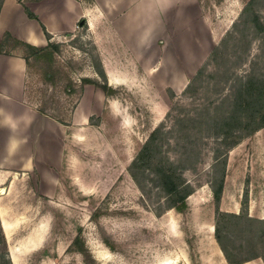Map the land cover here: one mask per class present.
Listing matches in <instances>:
<instances>
[{
	"label": "rangeland",
	"instance_id": "1",
	"mask_svg": "<svg viewBox=\"0 0 264 264\" xmlns=\"http://www.w3.org/2000/svg\"><path fill=\"white\" fill-rule=\"evenodd\" d=\"M247 1L191 0L188 9L161 10L150 28L153 44L138 58L114 60L129 81L105 93L119 99V113L108 101L97 104L86 126L71 124L83 78L109 85L99 75L101 59L91 34L85 29L67 34L41 51L3 36L0 52L29 57L26 100L71 126L60 162L18 174L9 193L0 196L13 264H229L215 237L217 222L233 259L264 264V224L257 222L264 219V140L252 134L243 139L250 140L246 145L232 152L242 140L216 159V149L222 153L226 143L214 132H192L188 122L180 124L200 103L229 91L223 77L216 90L209 74L221 77L233 65L229 74L243 75L259 53L261 37L247 51L246 43L240 51L221 46L219 66L212 56ZM200 69L202 75L188 87ZM93 70L97 75L89 77ZM159 127L166 136L155 159L161 157L165 169L169 160L190 167L183 177L193 192L184 211L168 209L172 196L150 174L140 187L130 173L133 159ZM194 133L199 155L189 159L182 145ZM222 182L217 202L213 188Z\"/></svg>",
	"mask_w": 264,
	"mask_h": 264
},
{
	"label": "crops",
	"instance_id": "2",
	"mask_svg": "<svg viewBox=\"0 0 264 264\" xmlns=\"http://www.w3.org/2000/svg\"><path fill=\"white\" fill-rule=\"evenodd\" d=\"M191 5V0H4L0 9V41L9 34L32 46L45 47L85 29L98 48L109 85H128L125 73L114 60L138 58L144 46L153 44L150 28L157 25L161 10L188 9ZM25 6L37 19L27 15ZM27 72L23 55L0 52V191L7 186L6 192H0L1 197L9 193L18 174H31L47 162H60L65 135L71 129L26 100ZM96 75L93 70L89 77ZM107 101L118 114L119 99L107 97L93 84H85L71 124L86 126L95 113L92 108ZM253 137L258 142L264 140V128ZM249 141L243 140L232 152ZM1 214L2 210L0 219L4 226Z\"/></svg>",
	"mask_w": 264,
	"mask_h": 264
},
{
	"label": "trees",
	"instance_id": "3",
	"mask_svg": "<svg viewBox=\"0 0 264 264\" xmlns=\"http://www.w3.org/2000/svg\"><path fill=\"white\" fill-rule=\"evenodd\" d=\"M19 1L21 2L22 0ZM263 7L264 0H248L242 8L239 18L234 21L233 29L229 31L225 39L222 40L221 44L216 46L212 52L215 64L219 66L220 61H218V59L222 57L220 56L222 53L220 50L221 46H224L227 51L230 46H233V48L240 51L239 46L241 47L242 44L246 43L248 48L245 51H247L249 46H251L253 39L261 37L262 40L261 44H259V53L253 55L250 68L243 75H237L236 72H234V75H230L229 73L234 67L233 65L225 68L223 76L221 77L220 75L218 76L217 73L209 74L208 77L215 80V83H213L215 84V88L221 84L222 77L227 82H230V86L228 88L229 91L227 94H222L223 97L211 99L207 105L205 102L200 103L196 110H194V113L189 114L188 116L186 115L182 120H180V124L182 122H188V129H191L192 132H197V129L200 132L204 129L209 133L214 132L216 134L215 138L222 141L220 142L221 144H227L222 153L221 148L216 149L218 153L216 159L225 157L229 152V148L232 149L245 137L255 134L257 131L264 128V63L260 61L262 57L264 58ZM24 8L30 18L37 19V16L28 7L25 6ZM43 28L47 37L50 38V35L47 33L45 27ZM7 35L10 36L9 34ZM14 40L16 43L25 45L31 49L39 48L18 39ZM50 46H54L53 42H50L45 47H40L38 50H46L50 48ZM240 57L241 56H239V58ZM24 58L29 66V57L26 55ZM225 60L228 64L229 58ZM98 72L101 77L107 80L101 61ZM202 73L203 70L200 69L198 75L190 81L188 87L193 86L192 84H194L196 78L199 75H202ZM82 81L84 84L95 85L96 87L102 89L107 95L113 93L111 86L105 82L101 83L99 80H94L88 77L83 78ZM211 81L212 80H209V83ZM200 86L201 84L198 86L197 90ZM216 90H218V88H216ZM39 110L42 113L51 116L46 112V110ZM183 129L184 128H181V130ZM162 130H164V127L155 128L153 130L138 155L133 159L130 165V173L140 187H142L141 183L148 178L150 174L152 176V180L161 182L166 192L172 196V202L168 206V209L175 208L179 211H184L188 207V198L193 192L192 184L183 177L184 171L190 167L183 165L184 162H182V160L180 161L182 165L176 163V161L169 160L168 163L170 166L165 169L163 166V163H165L163 162V159H161V157H159L158 160L155 159V157L160 156L162 153V144L160 142L163 137L165 138L166 136ZM173 131H177V128ZM188 137L189 136H185L183 139L186 140ZM196 138L197 137L195 136L194 139H190L182 145V149L184 151L183 153H186L189 159H192L195 155H199V152L195 150V147L198 144V142H195ZM222 191L223 182L216 188H213L214 196L217 202L221 199ZM239 215L240 214H234V216L238 218L240 217ZM257 222L264 224V219H258ZM215 237L228 263L240 264L241 262L233 259L228 247L224 243L222 226L218 222L215 226ZM0 247V264H13V260L11 261L6 248V236L1 225V219Z\"/></svg>",
	"mask_w": 264,
	"mask_h": 264
},
{
	"label": "bare ground",
	"instance_id": "4",
	"mask_svg": "<svg viewBox=\"0 0 264 264\" xmlns=\"http://www.w3.org/2000/svg\"><path fill=\"white\" fill-rule=\"evenodd\" d=\"M0 192H3V191H0ZM2 215V214H1ZM7 221V220H6ZM8 222V221H7ZM4 226L3 227H5L6 228V230L8 229V224L6 223V222H4ZM8 235V234H7ZM13 260V259H12ZM13 262H15L14 260H13Z\"/></svg>",
	"mask_w": 264,
	"mask_h": 264
}]
</instances>
